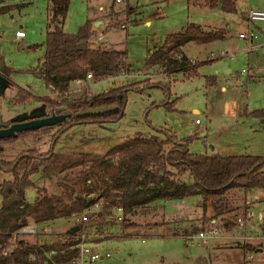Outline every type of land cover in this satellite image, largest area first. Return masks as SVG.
Returning <instances> with one entry per match:
<instances>
[{
	"label": "rangeland",
	"instance_id": "obj_1",
	"mask_svg": "<svg viewBox=\"0 0 264 264\" xmlns=\"http://www.w3.org/2000/svg\"><path fill=\"white\" fill-rule=\"evenodd\" d=\"M234 1V9L226 10L219 0L214 5L209 4L210 0H70L64 29L74 32L87 18L92 19L95 34L102 35L106 46L127 50L126 62L129 65V70L122 76L95 81L86 78L79 83L73 80L69 85L70 93L98 92L112 84L129 81H134L137 86L127 91L124 115L118 121L106 125L76 123L61 132L55 142L52 134L57 125H54L46 133L20 136L9 143H0V158L14 159L20 151L29 148L40 152L53 149L59 153H102L137 132L158 133V127L169 129L178 137L191 136L188 149L192 153L264 154V121L249 114L264 107V46L249 51L248 43L238 37V32L253 28L259 35L258 41H264V21L248 24L244 18L251 7L264 9V0ZM0 6H8L6 11L0 12V69L6 75L5 85L0 90V120L5 121L42 103L37 100L18 103L16 93L19 86L37 95L49 93L57 99L61 95L50 91L41 77L28 70L37 64L44 52L47 0H0ZM189 22L201 24L205 29L223 28L226 31L222 39L185 44L183 50L186 55L202 61L197 73L189 77L181 71L166 75L157 66L146 67L148 50L162 43L168 33L180 31ZM17 29L24 30L26 36L14 39ZM242 68L248 70L241 71ZM211 76L212 79L207 80ZM163 84L169 86L167 92ZM165 97L169 101L174 99L172 108L164 104L150 105ZM63 176V172L40 169L31 178L36 186L57 190L58 181ZM10 177L6 168H0V182ZM183 177L186 181L191 179L188 175ZM99 190L95 189L90 194L96 196ZM260 192V189L245 192L235 188L227 193L237 204L246 199L247 207L255 215L254 220H246L241 225L235 218L234 223L225 227L221 216L211 217L213 208L208 200L206 215L210 219L201 223L200 229L205 230L215 224L219 232L206 243L189 244L184 239L187 233L183 232L187 229L190 230L188 234L193 233L192 227L200 223L196 218L202 212L198 205L200 194L157 200L149 212L134 218L139 225L125 228L111 210L106 217L110 221L106 224L98 227L84 223L88 231L98 228L99 232L108 233L92 245L101 253L109 251L110 256L94 262L84 261V264L257 262L261 259L259 249L250 250L252 257H248V251L244 253L240 245L246 242L264 245V233L260 227L262 217L259 218V210L264 211V202L258 200ZM35 195L36 187L27 186L26 200L33 201ZM238 216L243 217L242 214ZM74 221L75 218L70 217L66 226L59 220L49 233L25 236L34 242H51L64 235Z\"/></svg>",
	"mask_w": 264,
	"mask_h": 264
},
{
	"label": "trees",
	"instance_id": "obj_2",
	"mask_svg": "<svg viewBox=\"0 0 264 264\" xmlns=\"http://www.w3.org/2000/svg\"><path fill=\"white\" fill-rule=\"evenodd\" d=\"M226 10L234 9L233 0H219ZM217 0H210V5ZM70 0H47V28L45 48L37 64L29 68L41 77L50 91L57 89L60 98L51 94L35 95L19 86L17 102L24 104L29 100L41 101L51 106H63L70 116L57 124L52 134L54 142L61 132L76 123L97 122L106 125L115 122L124 115L126 94L137 86L134 81L112 84L102 91L85 90L79 95L68 91L71 81L85 79L87 71L92 80H99L116 73L120 69L129 70L126 62L127 50L119 47L93 46L89 37L94 34L93 20L87 18L74 32L63 27ZM8 6H0V12ZM226 36L223 28L205 29L195 22L187 23L180 31L168 33L163 42L148 50L145 66L159 67L163 73L181 71L186 77L197 73L202 61L186 55L183 47L188 42H210ZM212 79L208 77L207 80ZM160 86V84H158ZM167 92L168 85L163 84ZM54 88V89H53ZM173 100L165 99L159 103L167 108L173 107ZM115 105V108L96 114L75 115V112L96 106ZM250 115L264 121V107L254 109ZM43 126L18 132L15 136L0 138V143H9L20 136L39 135L52 130ZM158 133L137 132L119 143L109 147L105 152L78 151L59 153L53 149L44 152L36 148L22 150L11 160L0 158V168H6L11 177L0 182V264H67L78 256L75 246L76 231L69 232L74 221L65 231L51 242L30 241L24 233L18 231L29 220L42 223L52 218H75L94 201L91 191L100 189L98 197L101 205L95 217L86 224L103 225L111 214L112 207L120 204L124 211L122 227L139 225L136 216L149 212L157 200L181 199L200 194L198 205L201 206L200 223L191 231H198L201 223L210 219L206 215L207 201L213 208L211 217L221 216L225 227L234 223V219L245 216L248 204L242 199L240 204L227 195L232 189L245 192L260 189L259 201L264 202V154H211L192 153L188 149L190 137H178L169 129L158 127ZM160 133V134H159ZM42 169L44 172H63L58 181L57 190L45 186H36L31 178L33 173ZM184 175L191 179L186 181ZM36 187L33 201L25 198L27 186ZM133 217V218H132ZM169 221V220H168ZM156 225V224H154ZM264 233V211L260 220ZM184 229V233H190ZM16 234V237H13ZM11 243L13 248L7 253L2 251ZM243 243L240 247L246 253L261 248V259L251 264H264V245ZM258 251V250H257ZM245 264V263H244Z\"/></svg>",
	"mask_w": 264,
	"mask_h": 264
},
{
	"label": "built area",
	"instance_id": "obj_3",
	"mask_svg": "<svg viewBox=\"0 0 264 264\" xmlns=\"http://www.w3.org/2000/svg\"><path fill=\"white\" fill-rule=\"evenodd\" d=\"M117 2L121 1V0H116ZM246 18L247 21L249 23L255 22V21H264V9L260 8V7H251L248 9L247 13H246ZM25 35L24 30L22 29H17L15 31V37L16 38H20L23 37ZM238 37L244 39L248 44H247V49L253 50L258 48L259 46H262L264 44L263 42H259V35L254 31L253 28H248L246 30H243L241 32H238ZM89 42L93 45V46H98V45H104L105 47H109L106 46V44L104 43V38L102 37L101 34H92L89 38ZM248 70V68H242L241 71H246ZM256 70H258V68H256ZM126 72V70L124 69H120L118 70L116 73L108 75L107 77H112V76H122L124 75ZM86 78H92L91 72L87 71L86 73ZM85 78V79H86ZM84 79H76V82L79 83ZM54 89V88H53ZM68 91L70 90V87L68 89ZM53 93L58 94L59 91L57 89L53 90ZM55 107V108H54ZM57 107V108H56ZM60 106H51L50 104H48L46 106V113L47 114H51V113H59L57 110L62 109L59 108ZM64 109V108H63ZM196 121L198 119H195ZM92 196V195H90ZM94 197V201L92 203H90L85 210H83L81 213H79L76 217L75 220L82 222V226L78 227L77 231H76V239L77 242L75 243V246L79 249V253L78 256L73 260V262L75 264H84V261H90V262H94L97 259L100 258H104V257H109L110 256V252L106 251V252H99L97 249H95L92 245L93 242H97V240L102 239L105 237V235L108 233H103V232H99L98 228H95L91 231L87 230V227L84 225L85 222L92 220L95 217V212L97 211V209L100 207L101 205V198L98 197V195L93 196ZM112 213L115 216V218L118 221H122L123 217H124V211L123 208L120 204H116L112 207ZM255 219V215L252 211L251 208H248L246 210V214L243 217L237 216L236 220L239 221V224H243L246 220L248 221H252ZM258 220V218H256ZM22 231L24 232H36V228L30 225H24L22 228ZM219 232V228L217 225L215 224H211V226H209V228L207 229H200L198 231H195L191 234H186L184 239L189 243V244H194V243H206L210 238L215 237ZM124 233H119V235H122ZM14 246V243L9 244L3 251V254H7ZM248 257H252V253L248 251L247 253Z\"/></svg>",
	"mask_w": 264,
	"mask_h": 264
},
{
	"label": "water",
	"instance_id": "obj_4",
	"mask_svg": "<svg viewBox=\"0 0 264 264\" xmlns=\"http://www.w3.org/2000/svg\"><path fill=\"white\" fill-rule=\"evenodd\" d=\"M6 77L0 74V90L3 89L5 85ZM115 108V105H103L96 107H89L80 111L75 112V115L81 114H96L102 113ZM70 116L69 112H59V113H46V104L40 103L34 106L28 111H21L18 114L11 117L9 120H0V138L15 136L18 132L40 128L43 126H54L58 123L64 121ZM11 121V122H9ZM262 217V212H259V218ZM78 225H74L69 229V232H74L78 229ZM258 251H261L259 248Z\"/></svg>",
	"mask_w": 264,
	"mask_h": 264
},
{
	"label": "crops",
	"instance_id": "obj_5",
	"mask_svg": "<svg viewBox=\"0 0 264 264\" xmlns=\"http://www.w3.org/2000/svg\"><path fill=\"white\" fill-rule=\"evenodd\" d=\"M218 1V0H217ZM234 1V0H233ZM234 3H235V1H234ZM100 8H103V6L101 5L100 6ZM246 20H247V18H246V15H245V17H244ZM247 23L249 24V22L247 21ZM241 31V30H240ZM94 33H95V29H94ZM26 36V33H25V35L23 36V37H25ZM23 37H20V38H23ZM20 38H16L15 37V34H14V39H20ZM161 44V43H160ZM159 45V44H158ZM262 46H264V44L262 45ZM119 48H123V47H119ZM155 48V47H154ZM150 50H152V49H150ZM0 74H2V75H4L5 77H6V75L1 71V69H0ZM72 82V81H71ZM70 82V83H71ZM69 85H71V84H69ZM21 87H23V86H21ZM225 86L224 85H222V88H224ZM23 88H25V87H23ZM25 89H27V88H25ZM28 91H30L29 89H27ZM31 92V91H30ZM31 93H33V92H31ZM34 94V93H33ZM35 95H37V94H35ZM91 152H93V151H91ZM98 153H101V152H98ZM259 212H261L260 210H259ZM163 214H164V212H163ZM165 215V214H164ZM201 214H199V216H200ZM166 216V218L168 217L167 215H165ZM198 216V217H199ZM197 218V217H196ZM186 219H188V218H186ZM62 221L64 224H66V226H67V223H66V221H69V218H65V217H56V218H52V219H49V220H47V221H44V222H42V223H36V222H34L33 220H29L28 222H27V225H30V226H33V227H35L36 228V232H24V231H22V229H20L19 231H18V234L19 233H24V234H41V233H49L50 232V230H51V228H52V225L56 222V221ZM167 220H169V218H167ZM71 222H69V224H70ZM71 225V224H70ZM65 226V227H66ZM176 228H178V225H176L175 226ZM16 235V234H15ZM98 241V240H97ZM42 242V241H41ZM38 243H40V242H38ZM73 264H75L74 262H72ZM43 264H47V263H43Z\"/></svg>",
	"mask_w": 264,
	"mask_h": 264
},
{
	"label": "flooded vegetation",
	"instance_id": "obj_6",
	"mask_svg": "<svg viewBox=\"0 0 264 264\" xmlns=\"http://www.w3.org/2000/svg\"><path fill=\"white\" fill-rule=\"evenodd\" d=\"M9 122H11V121H9Z\"/></svg>",
	"mask_w": 264,
	"mask_h": 264
}]
</instances>
